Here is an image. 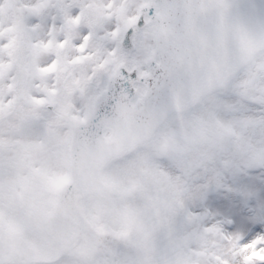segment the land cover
Returning <instances> with one entry per match:
<instances>
[{
  "label": "rangeland",
  "instance_id": "1",
  "mask_svg": "<svg viewBox=\"0 0 264 264\" xmlns=\"http://www.w3.org/2000/svg\"><path fill=\"white\" fill-rule=\"evenodd\" d=\"M144 3L0 0V29L13 32L16 76L24 81L35 63L47 71L57 67V78L50 80L62 88L59 113L64 120L42 125L50 147L39 154L46 157L64 139L74 103L75 110H82L86 102L81 112L76 110L75 121L86 115L104 79L126 58L122 29ZM54 30L58 46L49 50L45 40ZM85 35L89 45L78 52ZM135 42L138 51L129 63L141 64L154 46L152 29L137 32ZM27 131L2 135L0 142H38L25 136ZM53 156L55 166L48 171L59 174L62 157L59 151ZM6 175L11 179L9 171ZM103 181L106 200L91 198L84 207L96 223H107L129 238L142 264H264V52L229 87L172 116L152 142L115 159ZM25 202L17 196L15 208L8 206L0 191V214L9 222L0 228V253L18 242L23 245L22 237L33 226L40 231L47 226L43 213L23 211L30 205ZM6 208L14 213L10 220Z\"/></svg>",
  "mask_w": 264,
  "mask_h": 264
},
{
  "label": "water",
  "instance_id": "2",
  "mask_svg": "<svg viewBox=\"0 0 264 264\" xmlns=\"http://www.w3.org/2000/svg\"><path fill=\"white\" fill-rule=\"evenodd\" d=\"M145 16L156 24V53L162 65L148 64L149 80L143 82L147 93L135 106L133 86L142 79L135 74L130 77L123 68L110 78L108 90L98 101L105 109L102 116L109 114L106 128L115 129L106 162L151 141L173 113L192 109L206 94L226 86L264 50V0H149L141 9L139 25H144ZM132 29L125 31V45H130ZM99 144L90 141L85 151L75 147V167L83 159L96 158ZM100 191L99 173L89 181L78 180L75 196L72 183L60 196L59 212L79 229L91 232L78 202L91 193L102 195Z\"/></svg>",
  "mask_w": 264,
  "mask_h": 264
},
{
  "label": "flooded vegetation",
  "instance_id": "3",
  "mask_svg": "<svg viewBox=\"0 0 264 264\" xmlns=\"http://www.w3.org/2000/svg\"><path fill=\"white\" fill-rule=\"evenodd\" d=\"M5 60L6 59L3 58V52L0 50V138L5 134L14 136L15 132L21 130L22 128H29L30 126L38 130L34 129L33 132H29L27 135L31 136L32 138H37L38 136L41 138L43 135H45V133L42 132L44 128L39 126L42 124L41 120L45 121L42 119V115H44L45 118L47 116V105L39 102L42 94L38 93L36 87L40 84V82H37L35 85H33L31 79L29 78V80L25 82V86L22 88L16 81L15 76L6 74L7 71L4 66ZM19 88L20 91L24 92V94H18ZM32 99H36V104H33ZM39 145L40 146L38 147L35 144L34 148L30 146L27 148H22L21 144L19 143H10L8 141L3 143L0 142V167L6 162L16 163V156L18 155V160H23L25 165H28L29 167L35 165L37 167L38 174L34 175L35 183H40L39 186L38 184L36 186L37 190L43 191L42 188H45L47 192V179L45 175L47 168L46 157H44L42 154H39V152L44 149L42 148L41 142ZM14 168L15 165H13L12 182L5 177L0 179L1 193L6 195L7 200H10L13 194L10 185L13 189L15 185L16 170ZM34 203L35 207L33 209L36 213H43L45 210L52 209L51 202H46V196H40L34 201ZM47 230L49 235H53V229L50 228ZM72 241L73 242H71L70 245L63 250H66V252L71 250L73 252L68 260L75 263V230L72 233ZM36 244L38 245L37 242ZM16 248L21 249L19 245H14L12 247V249ZM13 251L15 252V250ZM22 251L24 259H29L27 256L30 258L34 256L37 248L27 246L25 252L24 250ZM15 253L18 254V252ZM28 262L30 263V261ZM52 264H58V261Z\"/></svg>",
  "mask_w": 264,
  "mask_h": 264
}]
</instances>
